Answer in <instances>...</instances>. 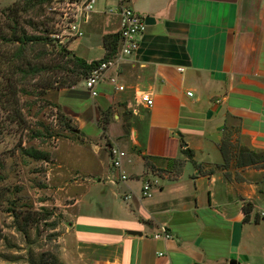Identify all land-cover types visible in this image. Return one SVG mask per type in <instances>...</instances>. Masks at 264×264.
Returning <instances> with one entry per match:
<instances>
[{
	"label": "crops",
	"instance_id": "crops-1",
	"mask_svg": "<svg viewBox=\"0 0 264 264\" xmlns=\"http://www.w3.org/2000/svg\"><path fill=\"white\" fill-rule=\"evenodd\" d=\"M110 4L98 0L83 37L62 38L88 63L106 56L104 37L120 30ZM131 4L148 24L138 51L108 72L98 96L84 81L59 94L62 103L87 101L64 107L94 162L71 205L63 263L264 264V0ZM114 146L127 154L126 181L111 166ZM148 180L157 184L143 198ZM163 226L171 239L154 238Z\"/></svg>",
	"mask_w": 264,
	"mask_h": 264
},
{
	"label": "rangeland",
	"instance_id": "rangeland-1",
	"mask_svg": "<svg viewBox=\"0 0 264 264\" xmlns=\"http://www.w3.org/2000/svg\"><path fill=\"white\" fill-rule=\"evenodd\" d=\"M70 1L34 0L29 7L25 0H0V264H64L65 248L73 246L71 205L94 162L64 106L83 109L87 101L66 98L63 105L59 97L78 72L31 71L60 62ZM26 36L49 40L26 44Z\"/></svg>",
	"mask_w": 264,
	"mask_h": 264
},
{
	"label": "built area",
	"instance_id": "built-area-1",
	"mask_svg": "<svg viewBox=\"0 0 264 264\" xmlns=\"http://www.w3.org/2000/svg\"><path fill=\"white\" fill-rule=\"evenodd\" d=\"M132 0H117L115 6L108 8V13L116 14L120 18V41L117 52L108 59L96 65L89 75L83 80L86 89L90 96L96 97L99 94V86L107 79L108 72L120 62L127 60L133 56L140 47V37L147 31V19L145 16L136 12L131 4ZM98 0H73L68 2L71 7V12L64 13V17L69 22L68 35L76 38L83 37L84 30L83 22H87L91 14L95 11ZM184 71V68L180 69ZM110 81L116 86L118 90H124L123 86L118 85V78L111 77ZM193 96L192 92H189ZM140 101L147 106L153 105V99L149 93L143 92L140 96ZM219 102V101H218ZM126 152L119 147H112L110 149L111 166L113 170L117 171L118 178L121 181H126L129 176L122 171L123 160L126 157ZM117 178V177H116ZM116 178H110L111 181H116ZM157 184L156 180H148L143 187L142 197H152V191ZM123 200L129 201L133 198L132 193H125L122 195ZM155 239H171L172 235L165 226L161 227L159 233L154 235ZM162 255V254H160Z\"/></svg>",
	"mask_w": 264,
	"mask_h": 264
},
{
	"label": "trees",
	"instance_id": "trees-1",
	"mask_svg": "<svg viewBox=\"0 0 264 264\" xmlns=\"http://www.w3.org/2000/svg\"><path fill=\"white\" fill-rule=\"evenodd\" d=\"M25 1L29 7L34 6L33 5L34 0H25ZM14 28H16V26ZM25 40H26L25 41L26 44H27V42H34V43H37L38 45H41V44L46 45V42L49 40V38L41 37V36H31V37L26 36ZM119 41H120V33L119 32L106 35L104 37V42H105V46H106V50H107L106 56L101 60L93 61L91 63H88L85 59L76 56L67 47L62 46L60 48V50L58 51V55H59L58 58L61 59L60 62H58V65L56 64L55 67L41 66V65L32 66L31 71L37 72L39 74L43 71H47V70H51V69L55 68V69L69 71L72 73L78 72L79 76H78V78H76V80H74V82L72 83L73 85H70V86L68 85V87L71 88V87L77 85L82 80H84L96 65H98L100 62L104 61L105 59L111 58L117 52ZM69 65H72L74 68L70 70ZM21 72H26V70H24L22 68ZM52 83L53 82H49L48 85L50 86ZM62 85L63 86L66 85V80L62 81ZM107 120L108 119H105V123L107 122ZM66 126H67V129L73 130V127L70 125L69 120L66 122ZM185 152L189 156L192 154L191 150H188V149H186ZM35 157L36 158H43L41 155H36ZM46 158H48V154H44L43 159H46ZM249 205L250 204H248L245 208V214H246L245 219L246 220L249 219L250 213L252 211V207H250Z\"/></svg>",
	"mask_w": 264,
	"mask_h": 264
},
{
	"label": "water",
	"instance_id": "water-1",
	"mask_svg": "<svg viewBox=\"0 0 264 264\" xmlns=\"http://www.w3.org/2000/svg\"><path fill=\"white\" fill-rule=\"evenodd\" d=\"M128 234H130V235H142V233L141 232H138V231H128Z\"/></svg>",
	"mask_w": 264,
	"mask_h": 264
}]
</instances>
